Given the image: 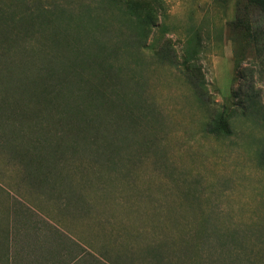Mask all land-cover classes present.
I'll list each match as a JSON object with an SVG mask.
<instances>
[{"label": "rangeland", "instance_id": "obj_1", "mask_svg": "<svg viewBox=\"0 0 264 264\" xmlns=\"http://www.w3.org/2000/svg\"><path fill=\"white\" fill-rule=\"evenodd\" d=\"M239 1L0 0V109L40 82L52 100L0 113V179L74 192L93 264H264V46L238 44L235 67ZM71 93L94 97V122L60 109L79 106ZM89 125L103 147L44 162L39 146H78Z\"/></svg>", "mask_w": 264, "mask_h": 264}, {"label": "crops", "instance_id": "obj_2", "mask_svg": "<svg viewBox=\"0 0 264 264\" xmlns=\"http://www.w3.org/2000/svg\"><path fill=\"white\" fill-rule=\"evenodd\" d=\"M18 177L26 186L14 189L12 179H0V264H88V251L93 264L92 233L88 237L78 230L75 193L48 187L32 190L30 177ZM50 180L47 176L43 181ZM81 220L88 224L87 216Z\"/></svg>", "mask_w": 264, "mask_h": 264}, {"label": "trees", "instance_id": "obj_3", "mask_svg": "<svg viewBox=\"0 0 264 264\" xmlns=\"http://www.w3.org/2000/svg\"><path fill=\"white\" fill-rule=\"evenodd\" d=\"M228 27H229V31L231 32V34L233 36L232 38L230 37V40L235 45V53H234L235 61H234V63H235V67L238 69V67L240 66V61L238 58V56H239L238 55V44H241V42H243L246 45H249V43L257 45L259 43L261 46H264V0H241V1H239L236 5L235 16H234L233 20L228 24ZM58 38L60 39V41L57 42V38H56L57 46H59L61 41H62L61 36ZM101 54L103 57L104 53L102 52ZM102 57L100 58L102 61V65H100V66L102 67L101 69L105 71L106 69L103 65L104 64V58H102ZM96 58L97 59L99 58L98 55ZM54 75L55 74L50 76L52 78L49 77V80H50L49 84L50 85L54 82V80H58L55 78L56 76H54ZM73 79L74 78L71 77V79H70V81H68V83L74 82ZM52 85H53V90L51 92H54L53 97H54V99H57L60 96L61 89L59 88L58 85H56V83H53ZM28 86H30V87L23 88L21 90L20 96H21V98L28 97L30 99V104L25 103L23 101H18V103H17L18 111L17 112L13 111L11 109H7V110L6 109H0V113H3V112L8 113V114L10 113L12 116L15 114V116H17V118L28 117L27 119H29V118H35L40 113L43 114L42 113L43 111L50 112L46 109H43V108H47V104H49V102L52 101L50 95H48V91H46V89L44 88V85L40 82L37 85H28ZM61 92H62L61 94H64L63 88H62ZM71 95L78 99V101L80 102L79 106L78 107L73 106V108H68V107L63 108V106H61L60 109L61 110H71V112L69 114L70 116H75L77 114L76 110H79V111H81V113L79 114L80 116L93 118V119H91V121L94 122L95 121L94 118H97V117L94 114L92 115L93 112H90V115L87 113L90 109L89 105L92 106L91 101H92V99H94V97L91 95H88V94H84V93H81L78 95H73L71 93ZM98 97H100V100L102 101V102L97 101L99 103L100 107H102L103 105L106 106L108 104L107 101H104V94H102V96H101L98 93ZM21 103H24V104H21ZM70 103H72V102H70ZM21 111H27L28 113H26V115L23 113H18ZM103 115L101 114V115H97V116H103ZM220 122H222V117H220L218 125L221 124ZM120 125H122V127H124L123 124H120ZM83 128H85V132L87 134V135L85 134V140L86 141H84V143H80L78 146L73 147L72 143H71V147H69L70 144H68L66 141H63L64 137H61L62 135L58 138L57 142L53 141V142L48 143L47 147L44 146V149H46L48 151L43 150L42 147L39 146L37 149L43 154V157H44V155H47L46 157H44V162L50 163L49 160L55 159L54 154L59 155V157H60V156H63L62 154H65V152H67V151H70L72 149L76 150L77 147L86 148L92 144L95 148H98V149L100 148V146L103 147L102 144H96V143H100V141H103V136H104L105 130L103 129L102 125H95L94 127L93 126L91 127V125H89V128H88V126L83 127ZM81 132H82L81 130H78L75 133L78 134ZM118 139L119 138L117 136L111 137V141L115 142V145L112 147H108L107 149H110V148L112 149L113 147L117 146L116 143L119 142V141H117ZM59 140H60V143H59ZM32 150H35V149L32 148ZM23 157H24V154L23 155L21 154L20 158H23ZM29 162L30 163H28V166L30 164V170L34 171L33 173H37L38 175H40L38 172V170H39L38 165H37L36 161H34L33 156L29 157ZM46 163H45V166H46ZM32 165L34 167H32ZM46 170H48V173L49 172L53 173L51 170H49L48 167H45V172H46ZM42 175H44L43 178L39 177L37 179V181L39 183L43 182V180H45L47 178V176H50L49 174H42ZM31 178H33V177H31Z\"/></svg>", "mask_w": 264, "mask_h": 264}]
</instances>
